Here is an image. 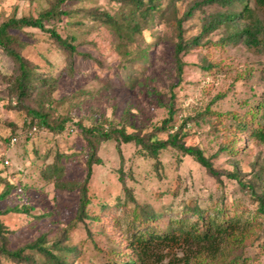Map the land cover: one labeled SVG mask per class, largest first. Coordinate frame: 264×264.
<instances>
[{"label": "rangeland", "instance_id": "obj_1", "mask_svg": "<svg viewBox=\"0 0 264 264\" xmlns=\"http://www.w3.org/2000/svg\"><path fill=\"white\" fill-rule=\"evenodd\" d=\"M194 1L160 0L154 21L130 34L129 22L102 24L83 11H105L119 20V3L65 0L59 8L71 15L46 27L62 38L73 36V54L47 31L12 30L21 42L13 48L54 85H40L19 99L7 81L14 62L0 49V195L9 188L0 210L28 209L0 216V264H57L60 258L68 264H124L136 259L127 224L137 205L144 215L158 213L155 226L163 228L182 212L194 220L187 208L191 204L228 208L250 222L239 244L229 243L214 261L203 257V264L233 258L237 264H264V215L257 199L264 200V174H254L264 164V145L239 134L235 155L223 150L236 126L232 113L243 116L252 110L254 123L264 127V50L242 41L220 43L229 34L223 23L180 53L179 71L172 22ZM55 2L0 0V25L13 17L37 16ZM249 6H254L252 0ZM217 8L214 2L196 9L182 22L184 37L198 35L204 18ZM244 22L236 21L239 28ZM29 109L46 114L50 124L63 121V127L49 129ZM100 126L160 140L176 132L186 146L200 148L219 174L211 175L193 156L172 146L152 155L134 142L100 140L96 131L89 135L82 130ZM90 141L99 161L89 166ZM56 166L61 167L58 179L53 177ZM233 171L245 185L229 177ZM30 245L44 246L55 257ZM4 250H20L23 257ZM183 251L178 249L177 256Z\"/></svg>", "mask_w": 264, "mask_h": 264}, {"label": "trees", "instance_id": "obj_2", "mask_svg": "<svg viewBox=\"0 0 264 264\" xmlns=\"http://www.w3.org/2000/svg\"><path fill=\"white\" fill-rule=\"evenodd\" d=\"M65 0H56L49 8L41 11L37 16H21L19 18H10L0 25V49H3L14 62V72L7 78L11 91L17 95L19 99L29 97L32 92L40 85H54L53 80L38 70V67L31 61L25 58L19 51L13 48L12 45L21 43L17 34L12 30L21 31L24 28H38L47 31L49 36L54 38L59 45L67 50L69 54L76 53V46L74 45V37L69 36L62 38L57 31L52 27H46V23L54 19H61V15H71L70 10H61L60 3ZM120 4L123 9L119 20L113 15L105 11H86V15L93 20L100 21L102 24H120L119 22H129L128 33L134 34L140 31L144 25L150 24L154 21L155 15L160 11V0H113ZM173 1V0H171ZM253 7L249 6V0H195L187 7L183 16L175 18L172 22L175 26V54L177 68L180 71L183 65L180 53L186 52L192 46L197 45L201 40L203 34L213 31L221 24H227L228 35L221 39L220 43L224 42H243L247 47L256 49L257 51L264 50V0H252ZM216 3L220 8H217L211 14L204 18L202 31L189 39H186L183 34L182 22L194 14V11L205 4ZM229 5H236L241 9L236 10L229 8ZM246 19V22L241 28L236 21L239 19ZM118 20V21H117ZM235 22V23H234ZM142 55L145 56L141 50ZM173 110V109H172ZM34 114L40 123L47 126L49 129H61L63 121L53 125L47 121L48 116L39 110H28ZM236 126L233 130V136L227 138L223 150L235 155L237 152L236 135L247 134L248 137H254L261 141L264 145V127L256 121L254 123L256 114L251 110L243 116L232 113ZM263 117L264 114H261ZM171 117L165 120L169 121ZM164 129V126H163ZM82 130L89 135L95 133V138L100 140H116L121 142H134L144 147L152 155H156L159 150L165 149L168 146L194 157L206 170L213 176H217L219 172L214 168L211 160L203 154L200 148L195 146H186L181 142L178 133L169 134L165 140L157 138H145L137 134L126 133L123 128L110 126L104 128L103 126L97 128H85ZM148 140V141H147ZM94 141H90L91 153L89 156L88 165L93 162H98L96 157V148ZM254 174L259 176L264 174V164H260ZM61 172V167L56 166L53 171V177L58 179ZM229 177L238 179L242 185L241 177L237 171L229 173ZM250 189L252 184H248ZM9 193V188L5 189L0 199L4 198ZM81 206L84 208L87 203L86 187L81 189ZM259 201V211L264 215V200L262 196H257ZM188 209L193 210L194 220L188 218L186 213L179 218L170 219L163 228L155 226L158 221V213H151V215H144L143 211L137 207L133 212L132 219L127 224V229L130 233L129 247L133 249L135 258H130L124 264H203V257L211 260H216L223 256L229 243L237 242L243 239L246 233V225L249 220H243L242 216L235 213H229L228 208H216V206L208 209H200L196 204L188 205ZM28 211L27 208H6L0 210V216L10 211ZM4 235L3 224L0 221V237ZM185 246V247H183ZM36 247L40 251L55 257L51 252H47L46 248L41 245H30ZM195 247V248H192ZM184 248L182 256H177L176 251ZM6 251L7 254L15 257H23L22 251ZM227 256V252L225 253ZM169 258L166 260V258ZM57 264H68L64 260L57 259ZM114 261L111 264H117ZM121 263V262H120ZM225 264H237V258H233Z\"/></svg>", "mask_w": 264, "mask_h": 264}]
</instances>
